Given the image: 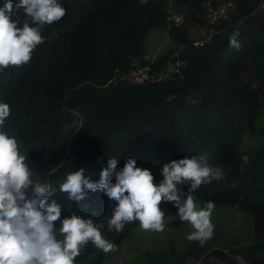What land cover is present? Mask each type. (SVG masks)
<instances>
[{
    "label": "trees",
    "instance_id": "1",
    "mask_svg": "<svg viewBox=\"0 0 264 264\" xmlns=\"http://www.w3.org/2000/svg\"><path fill=\"white\" fill-rule=\"evenodd\" d=\"M203 1L157 0L143 7L138 0H94L81 12L71 3L58 21L62 36L52 42L53 53L38 59L49 74L35 86L38 80L0 89L2 102L13 106L5 131L17 139L26 163L42 178L44 166L53 167L62 157L65 165L58 171L63 176L83 167L93 182L99 181L110 158L117 159L120 169L131 156L138 167L152 171L155 180L163 179L162 166L173 159L200 154L213 166L227 162L232 179L218 180L198 200L213 198L252 212L253 233L248 230L243 237L240 228L222 225L203 247L180 230L157 239L140 234L132 240L130 232L107 237L116 247L129 241L135 256L124 264H264V142L243 147L246 137L264 135V13H252L261 0H243L218 34L194 47V26L205 23ZM171 5L183 14L178 26L168 21ZM155 28H169L171 45L152 61L145 39ZM237 28L238 50L229 46ZM183 45V79L142 85L121 79L109 82L114 68L124 69L136 59L163 69ZM74 120L80 132L69 142L78 128L71 124ZM241 149L249 152L241 154ZM245 155L247 163L242 160ZM104 196L90 191L74 214L96 216L109 205ZM55 199L62 205L61 218L66 217L61 197ZM106 254L88 243L75 264H106L114 258L106 259Z\"/></svg>",
    "mask_w": 264,
    "mask_h": 264
},
{
    "label": "clouds",
    "instance_id": "2",
    "mask_svg": "<svg viewBox=\"0 0 264 264\" xmlns=\"http://www.w3.org/2000/svg\"><path fill=\"white\" fill-rule=\"evenodd\" d=\"M93 1L0 0V89L18 82L38 80L32 86L41 83L50 69L42 67L38 59L43 53H53L52 42L62 36L57 24L66 15L64 7L74 3L81 12ZM155 1L138 0L137 3L148 7ZM242 1H203L205 23H196L190 43L194 47L207 44L222 30L224 21L233 19ZM229 3L232 6L227 9V15L211 21L209 9ZM263 4L264 0H261L252 13H264ZM82 16L84 18L83 12ZM168 21L175 26L183 21V14L173 5L169 6ZM239 35L237 28L229 37V46L237 50L241 46ZM185 48L183 45L174 51L165 67L177 58L187 65L180 55ZM88 52L90 56V49ZM148 58H151L149 54ZM127 65L122 66L124 69L114 68V78L109 82L121 79L133 85L152 84L133 82V71L142 66H150L151 72L165 69L155 70L151 63L141 64L138 59ZM183 78L182 70V76L178 75L176 80ZM3 100L0 99V264H75L88 243L107 254L115 251L116 245L107 237L116 239L124 232H130V238L135 240L140 234L149 236L148 233L156 231L161 234L166 228L170 229V235L174 234L173 229L187 230L186 239L198 241L201 247L213 237L211 215L214 204H227H218L213 198V201L205 202L198 199L205 190L218 184V180L231 178L230 169L225 166L227 162L213 166L206 155L200 154L173 159L163 164V179L157 177L155 180L152 171L138 167L131 156L120 169L117 168V159L110 158L99 181L93 182L83 167L63 176L58 171L65 165V157H62L53 167L44 166L46 176L42 178L26 163L25 152L20 150L17 139L5 131L6 119L13 106ZM76 124L78 128L71 133L69 142L80 132V123ZM242 160L247 163L248 157L242 156ZM98 190L105 194L103 199L108 202V207L93 217L83 218L74 214V207L87 200L90 191ZM55 196L61 197L66 217L61 218L62 205ZM198 204L206 205L200 207Z\"/></svg>",
    "mask_w": 264,
    "mask_h": 264
},
{
    "label": "rangeland",
    "instance_id": "3",
    "mask_svg": "<svg viewBox=\"0 0 264 264\" xmlns=\"http://www.w3.org/2000/svg\"><path fill=\"white\" fill-rule=\"evenodd\" d=\"M146 45L149 51L148 54L151 58L155 57L158 53H161L162 51L166 50L171 45V41L170 38L168 37L167 29L151 30L146 36ZM260 110H261L260 123H264V106ZM73 123L76 124L77 120H74ZM247 135L248 134H244V137ZM244 141H245V144L243 146L244 148H247L250 144L259 146L261 143L264 142V135L258 136L253 139H249L246 137ZM247 152L249 151L243 152V150L241 149V154L243 153L245 154ZM198 205L200 207H203L206 204L204 205L198 204ZM214 205L215 208L211 215V221L214 225V233L218 230V227L222 225H224L226 229L228 226L230 228L232 227L240 228L242 230L241 235L243 237L247 235L248 230L253 233L254 219L252 213L238 211L235 208H232L227 205H217V204ZM170 232H171L170 229L166 228V230L161 234H157L159 232L156 231L153 233H148V235L151 236L152 238L157 239L156 236L162 235V237H167L166 234H169ZM173 233L177 235L178 231L176 229H173ZM185 233H187V230H182L181 235H184ZM134 236L138 237L137 234H135ZM138 241L140 242L143 240L139 239ZM110 256H114L115 258L107 261L106 264H124L128 260H132V258L135 256V251L133 248L128 247V241H124L118 247H116L115 251H112L109 254H107L105 258L109 259ZM188 264H192V263H188Z\"/></svg>",
    "mask_w": 264,
    "mask_h": 264
},
{
    "label": "built area",
    "instance_id": "4",
    "mask_svg": "<svg viewBox=\"0 0 264 264\" xmlns=\"http://www.w3.org/2000/svg\"><path fill=\"white\" fill-rule=\"evenodd\" d=\"M232 6V3L223 5L216 9H209V18L211 21H215L219 18L225 17L227 14V9ZM264 7V4H263ZM186 62L182 59H175L169 61L165 69L160 72H151L150 66H142L134 70L131 79L135 83L143 82H160L165 80H176L178 75L182 76V70L185 67Z\"/></svg>",
    "mask_w": 264,
    "mask_h": 264
}]
</instances>
